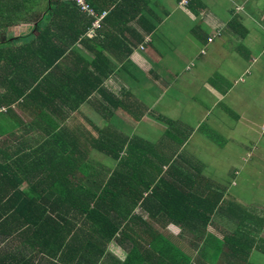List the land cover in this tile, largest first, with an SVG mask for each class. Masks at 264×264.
Instances as JSON below:
<instances>
[{
    "label": "crops",
    "instance_id": "1",
    "mask_svg": "<svg viewBox=\"0 0 264 264\" xmlns=\"http://www.w3.org/2000/svg\"><path fill=\"white\" fill-rule=\"evenodd\" d=\"M86 1L98 13H107L98 26L92 17L57 14L52 32L35 30L32 21L0 33V181L8 184L4 203H20L10 205L3 216L9 218L10 231H27L21 221L10 220L22 215L25 198L13 188V176L1 174L2 168L21 174L5 157L18 146V136H40L33 146L42 147L44 154L86 155V165L104 173L105 186L122 162L125 180H118V197L127 207L120 215L131 211L128 218L142 221L134 227L137 240L127 236L121 243L114 238L107 243L111 264L124 263L133 244L140 254L148 251L160 236L181 251L187 264H214L210 251H220L217 243L239 230L240 220L223 211L232 204L255 212L264 239V205L227 200L245 194L264 202V0ZM242 2L243 12L235 14V5ZM232 18L246 32L243 37L228 27ZM214 34L221 37L210 41ZM172 90L199 105L178 104L176 97H168ZM116 147L118 163L107 154ZM26 154L35 158L30 149ZM210 161L216 164L212 177L205 171ZM23 170L34 174L31 166ZM133 170L139 172L135 183ZM197 170L204 188L222 193V209L206 227L199 222L185 234L178 213L187 202L199 203L197 197L206 196L190 195L201 188L193 181ZM188 181L196 184L191 187ZM128 185L135 190H122ZM17 186L29 190L26 182ZM138 190L141 196L133 200L131 193ZM50 202L58 204L57 199ZM125 226L121 222L120 229ZM67 230L52 226L49 233ZM37 231L44 233L43 228ZM101 245L82 231L74 247ZM8 246L7 251L22 253L25 264L33 259V264H45L25 240L10 238ZM260 256L253 251L249 260L256 264ZM75 257H69L71 264ZM9 263L19 264L12 251Z\"/></svg>",
    "mask_w": 264,
    "mask_h": 264
},
{
    "label": "trees",
    "instance_id": "2",
    "mask_svg": "<svg viewBox=\"0 0 264 264\" xmlns=\"http://www.w3.org/2000/svg\"><path fill=\"white\" fill-rule=\"evenodd\" d=\"M90 7L95 9L93 5ZM57 14L64 15L67 19H72L76 15L90 17L80 14L75 6L64 0H0V33H5L17 24L32 21L37 22L33 27L35 30L52 32L57 30L53 25V17ZM38 16L42 18L36 20ZM46 20L50 21L46 22ZM228 27L236 28L241 32V34L236 32L239 38L246 34L240 22L235 18L228 23ZM0 44L3 42L1 41ZM1 58L0 53V60ZM18 139H20L18 146L11 149V153L7 152L5 159L14 161L21 174L18 175V171L12 168H2L1 174H4V178L7 175L13 176L12 185L16 193L24 194L25 200L21 203L20 210L22 215H16L17 218L12 217L10 220L21 221L19 226L26 225L27 231L19 234L10 231L12 229L9 227L11 224L9 218L3 216H6L8 207L14 205V202L4 203V198L8 196V184L0 181V229H2L0 231V261L3 264H7L10 251L17 263L25 264L22 253H13L11 248L7 251L10 238L25 240L35 252L37 250L42 254V262L45 264H71L69 257H73L75 253L76 257L72 264H111L107 261L110 255L106 250L110 240L114 238L120 240L121 243L127 236L137 240L133 233L135 232L134 227L142 221L140 217L131 215L128 218L131 211L125 210L122 211L126 214L120 215L121 208L127 205L122 203L118 197L120 192L118 180H125L120 171L122 162L118 163L119 147L108 148L109 158L118 165L105 186L104 173L87 166L86 155L44 154L42 147L33 146L34 143L42 140V137L26 139L25 136H18ZM28 149L34 153L35 158L27 156ZM56 156L61 159H56ZM24 165L31 166L36 176L23 170ZM36 167L41 168L34 169ZM138 173L137 170H133L134 183L138 181ZM192 176L197 184L188 181V185L194 187L196 184L201 188L190 195L197 197L199 192H205L206 196L204 199L202 196L197 197L198 204L187 202L184 205L186 210L179 212L177 216L182 219V223L179 224L184 226L192 223L196 229L199 222L205 224L206 227L211 216L222 209L220 198L223 195L217 192L213 194L208 191V187L204 188L199 180L201 177L198 170L193 172ZM77 178L79 182H76ZM24 182L29 184V190L19 191L21 188L17 185H22ZM142 188L145 186L143 185L140 189ZM126 189L135 190V187L128 185L122 190ZM140 192L141 190L131 193L133 200L141 196ZM214 196L217 198L215 199ZM56 199L58 204L50 202L52 200L55 203ZM18 204L20 203L15 202L14 207ZM26 204L27 207H25ZM54 206H57L56 210ZM230 206L232 207L223 209V211L229 213L235 221L240 220L239 230L237 233L224 236L220 243H217L220 251L211 250L209 256L214 264H251L249 257L253 251L264 255V239L259 236L258 232L262 222L257 220L254 211L243 209L238 204ZM28 212L34 216L32 220ZM121 222L126 226L120 229ZM15 224L17 225V222ZM257 224H259L258 228H256ZM52 226H64L69 230L54 236L49 233V228ZM32 228H34L33 234L30 233ZM41 228L44 230L43 234L37 231ZM82 231L88 234L90 239L102 242L103 246L77 250L74 246L81 237ZM207 239L213 240L209 235ZM140 252L139 248L133 244L131 250H127V259L122 264H187L181 251L173 250L168 239L162 236L156 241L155 246L149 248L148 251H143L142 255ZM33 261L34 259L28 263L33 264ZM188 264H196V260H190Z\"/></svg>",
    "mask_w": 264,
    "mask_h": 264
},
{
    "label": "rangeland",
    "instance_id": "3",
    "mask_svg": "<svg viewBox=\"0 0 264 264\" xmlns=\"http://www.w3.org/2000/svg\"><path fill=\"white\" fill-rule=\"evenodd\" d=\"M205 1V0H204ZM243 8H244V2H242L241 4L239 5H235V14L236 12H243ZM212 10V8H211ZM242 14L239 13V16H241ZM47 18V17H46ZM48 19V18H47ZM19 25H17V28H18ZM20 30V27L18 28ZM219 36V34H214V36L210 39V41L212 39H214L215 37ZM221 37V35H220ZM220 37H217V38H220ZM179 42V40H178ZM177 42V43H178ZM163 55H165L164 53V49H161ZM215 83H218V81H216ZM231 87V84L229 83L227 89ZM146 91H148L149 93H153L150 89H146ZM171 92H174V90H172ZM202 90H200V94H199V97H202ZM176 95V91L174 92V95L173 96H168V97H176L177 98V102L178 104L183 102L184 105H191V107H197L199 104L197 102H194V101H191L190 99L186 98V97H180V96H175ZM223 106L226 105V103H223L222 104ZM86 112L89 113V111L86 110ZM217 159L219 160H222L221 157H217ZM215 163L210 161V163L206 164V170L207 173L209 174L210 177L213 176V173L216 174V167H215ZM204 171V172H205ZM234 199H241V202L242 203H245V205L249 206V207H257V208H260L261 205H264V202L263 201H259V200H250L249 198H247V196L245 194H240L239 196H233V197H228L227 200H234ZM239 202V200H237ZM182 230L185 234H191L193 233V230H194V227H193V224L192 223H187L186 225H182ZM238 231H236L237 233ZM250 263L252 264V260L250 259L249 260ZM254 262L256 264H264V257L263 256H260V257H255L254 259Z\"/></svg>",
    "mask_w": 264,
    "mask_h": 264
},
{
    "label": "built area",
    "instance_id": "4",
    "mask_svg": "<svg viewBox=\"0 0 264 264\" xmlns=\"http://www.w3.org/2000/svg\"><path fill=\"white\" fill-rule=\"evenodd\" d=\"M63 1V0H61ZM71 2L76 5V7L79 9L80 12L83 14H86L87 16L93 17L96 19L95 24L98 26L99 22L104 19L106 16V13L99 14L97 13L94 8L90 7L89 4L85 2V0H64Z\"/></svg>",
    "mask_w": 264,
    "mask_h": 264
},
{
    "label": "clouds",
    "instance_id": "5",
    "mask_svg": "<svg viewBox=\"0 0 264 264\" xmlns=\"http://www.w3.org/2000/svg\"><path fill=\"white\" fill-rule=\"evenodd\" d=\"M85 2L87 3V4H89L86 0H85ZM69 3H71V2H69ZM73 6H75V8L79 11V9L76 7V5L75 4H73V3H71ZM95 10V9H94ZM96 11V10H95ZM80 12V11H79ZM97 12V11H96ZM80 13H82V12H80ZM98 13V12H97ZM102 13H105V12H102ZM102 13H99V14H102ZM83 14V13H82ZM106 15H107V13H106ZM93 18V17H92ZM105 18V17H104ZM95 19V18H94Z\"/></svg>",
    "mask_w": 264,
    "mask_h": 264
}]
</instances>
